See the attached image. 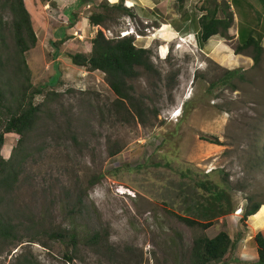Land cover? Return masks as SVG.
<instances>
[{"label": "rangeland", "instance_id": "obj_1", "mask_svg": "<svg viewBox=\"0 0 264 264\" xmlns=\"http://www.w3.org/2000/svg\"><path fill=\"white\" fill-rule=\"evenodd\" d=\"M42 1L24 0L35 43L23 58L29 84L43 86L32 102L47 96L23 142L18 146L16 134L4 133L0 146L2 158L13 148L25 155L5 202L22 232L35 239L23 237L3 247L0 264L20 253L35 264H190L194 237L223 230L234 237L243 230L237 220L242 208L264 203V50L253 63L252 46L239 51V57L235 40L216 37L212 44L221 40L235 58L229 64L211 56L212 50L200 53L172 41L161 45L177 36L171 29L181 22L179 13L197 14L200 0L181 5L164 0L158 7V0H147L139 17L111 9L102 27L89 25L85 17L112 0H89V8L83 5L75 12V25L64 30V41L75 36L73 30L89 41L93 29H99L107 38L131 36L136 47L150 51L153 70L128 82L145 113L141 123L113 105L115 96L101 72L72 66L62 47L52 56L50 41L68 16L56 9L41 11ZM253 1L256 12L264 10V0ZM1 2L0 52L9 59L10 14ZM121 4L130 8V3ZM259 20L248 11L236 30L252 27L260 44L264 19ZM186 25L180 23L177 30ZM8 59L4 77L17 97L18 82L9 74ZM51 77L56 80L45 85ZM202 179L225 190L232 206L229 214L217 217L228 219H217L205 230L182 220L201 221L193 206L201 192L195 182ZM251 220L264 221V205ZM94 233L100 238L98 247L88 240ZM69 234L75 236L73 244ZM64 254L71 256L70 262H64Z\"/></svg>", "mask_w": 264, "mask_h": 264}, {"label": "trees", "instance_id": "obj_2", "mask_svg": "<svg viewBox=\"0 0 264 264\" xmlns=\"http://www.w3.org/2000/svg\"><path fill=\"white\" fill-rule=\"evenodd\" d=\"M175 1L181 5L183 0ZM200 1L199 9L203 13L196 20L198 42H204L212 35L227 38L226 30L231 23V13L226 11L228 9L226 2L220 0L219 2L216 0ZM1 5L10 14L9 33L13 41V48L9 59L0 52V146L4 133L16 134L18 136L16 144L19 146L40 118L47 94L41 102H32L33 96L40 94L43 86L32 87L29 84V72L23 53L33 47L35 34L23 0H3ZM99 8L101 11L90 12L87 15L88 23L102 27L105 20L109 19L107 12L111 9H121L127 15H133L130 8L122 6L121 0L115 4H101ZM252 32L251 28L238 29L234 53H239L246 47L252 46L254 50L250 58L254 63L257 53L262 49L259 44L260 34L257 33V37H259L255 39ZM67 57L74 65L84 67L88 71L101 72L105 83L115 96L113 105L116 108L124 107L127 114L143 123L144 110L139 107L138 102L132 96V85L128 82L138 77L141 71L153 70L148 49L136 47L131 36L106 38L98 29L90 39L88 54L73 53L67 54ZM7 59L11 60L9 74L18 82L17 92L19 95L17 97L7 87L8 81L4 77L7 73L4 69ZM53 79L46 82L45 85H51L56 80V78ZM30 87L31 91L27 92L26 90ZM49 93L55 94L53 91ZM153 114L155 115V112ZM13 149L7 158L0 157V254L3 247L13 246L23 237H27L26 241L28 242L35 239L34 236H30L31 234L22 232L21 224L13 220L8 210V204L5 202V197L13 192L17 184L25 157L20 150ZM195 185L200 188L201 192L195 200L193 209L201 221L185 217H182V220L204 230L211 225L212 219L229 214L232 206L228 193L210 180H198ZM260 205L250 203L244 206L241 219L244 220L247 216L251 218ZM54 235L57 236V234ZM68 237L73 244L75 236L69 234ZM252 238L257 256L254 264H264V236L260 232H256ZM88 240L94 247H98L100 244V238L96 233L92 234ZM229 244L230 239L225 231H218L210 238L204 234L194 237L189 252L190 264H216L226 252ZM70 261L71 256L64 254V262ZM6 264H35V261L32 257L20 253Z\"/></svg>", "mask_w": 264, "mask_h": 264}, {"label": "crops", "instance_id": "obj_3", "mask_svg": "<svg viewBox=\"0 0 264 264\" xmlns=\"http://www.w3.org/2000/svg\"><path fill=\"white\" fill-rule=\"evenodd\" d=\"M117 1H119V0H112V2H109V3L115 4ZM121 1H124L128 4L130 3L129 4L130 11L133 13V16L135 15L136 17L137 16L139 17L138 13H141L140 12V11H142L141 9H144L143 3H144V5H147V3H145V2H148L147 0H121ZM163 1L164 0H158L156 2V4H154V5L158 7V6L163 4ZM196 1H198V0H196ZM248 1H249L248 3H247V1L245 3H243L242 0H236L234 4L231 3L232 0L226 1V4L229 7L228 9H226V11H229L231 13V23H230L231 27H229L227 29L226 35L228 37L232 38V40H235L236 42H237L236 27L238 26V23H240L242 21L244 14H247V12L249 11L253 17H255V18L260 17V20H261V18L264 19V10H262L259 13L256 12V8L254 6V3L256 1H253V0H248ZM23 4H24V0H23ZM89 4H90L89 0H43L42 1L41 5H40L41 11L48 12V11H51L52 9H56V10H58L57 13H59V14L65 13L68 16V17H66L67 18V24L60 25L56 32L53 30L54 34H55V41H50V44L53 46V52H52L53 57H57L59 55V48L60 47H62L65 51H67V53L65 54L66 57H67V54H73V53L88 54L89 53V51H90V39L92 38V36L96 32L95 29H93L92 34L90 35L89 41H82L83 38L81 37L80 32H79V34H77L78 31L73 32L75 30L72 31V33L75 36L71 37L69 40L64 41L67 37L64 33V30L67 28H70L72 25H75V22H76L74 20L75 12L78 11L79 9H81L83 7V5L85 8H89ZM125 6L128 7L127 5H125ZM24 7L26 9L25 4H24ZM182 7L184 8V6H182ZM197 10H199V12ZM197 10H196L197 14H193L192 16L185 10L182 13H179V19L181 21L180 23L181 24L187 23V25H186L187 28L183 31H178L177 28L180 26V23L175 24L174 28L171 29V32L177 33V36H171L166 41L161 40V42H164V43H161V45H163V44L165 45V43L167 44L168 42L172 41L173 43H177L180 46L181 45L187 46V48L190 50L197 49L200 53H203L204 51H211L212 50L210 55L215 57L216 59H220V61L218 60L220 63L222 62V63H229L230 64L231 61H232V63L235 62V58L230 57L231 53L228 50L229 48L221 40H217L214 44H212L213 39H215L216 37H219L221 39L222 37H220L218 35H212L208 39H206L204 42H198V40L196 39L197 34H198L197 33L198 32L197 25L194 26L193 20H195V22H196L197 18L203 13V11L200 10L199 7ZM26 11H27V9H26ZM257 14L259 15V17L256 16ZM85 18H86V21L88 23L87 16ZM88 24L92 25L90 23H88ZM94 26H97V25H94ZM75 27H77V26H75ZM251 29H252V27H251ZM33 31H34V29H33ZM189 34H194L195 39H196L195 45L190 44ZM263 36H264V32L262 34L261 42H260V47H261V49L264 50V38H263ZM175 37H178V38H175ZM183 51H185V49ZM241 51H243V50H241ZM240 52L236 53L239 57L243 56L242 53H240ZM157 53H160V49L159 50L157 49ZM68 60H69V58H68ZM69 62H70V60H69ZM70 64L74 67L81 69V70L88 71L84 67L74 65L71 62H70ZM93 71H97V70H93ZM53 78L54 77H51L46 82H50V80ZM260 204L259 205L261 208L264 205V203H260ZM217 219L220 221H223L224 219H228V218H214V219H212V223ZM237 220H238V222H239V220L242 222V227L244 229L241 231L240 230L236 231L234 237H232L225 230H223L227 233V235L230 239V244H229L226 252L222 256V258L220 259V261L217 262L216 264H254V262L256 261V258H257L256 249H255L256 247H255V243H254L252 237L256 232H260L264 236V221L259 220V221L254 222L251 220V218H246L244 220L238 218ZM235 222H236V220H235ZM211 225H209L207 228H209ZM217 232H215L212 236H207L206 234L205 235L210 238V237H213ZM252 241H253V244H252Z\"/></svg>", "mask_w": 264, "mask_h": 264}, {"label": "clouds", "instance_id": "obj_4", "mask_svg": "<svg viewBox=\"0 0 264 264\" xmlns=\"http://www.w3.org/2000/svg\"><path fill=\"white\" fill-rule=\"evenodd\" d=\"M124 36V35H123ZM189 40H190V44L191 45H195L196 44V39H195V36H194V34H189ZM176 45H177V43H176ZM179 45V44H178ZM167 54V53H166ZM238 210L240 211V209L238 208Z\"/></svg>", "mask_w": 264, "mask_h": 264}, {"label": "built area", "instance_id": "obj_5", "mask_svg": "<svg viewBox=\"0 0 264 264\" xmlns=\"http://www.w3.org/2000/svg\"><path fill=\"white\" fill-rule=\"evenodd\" d=\"M104 35V34H103ZM121 36H123V34H120V36L119 37H121ZM106 37V36H105ZM107 38V37H106ZM116 38H117V36H116Z\"/></svg>", "mask_w": 264, "mask_h": 264}]
</instances>
